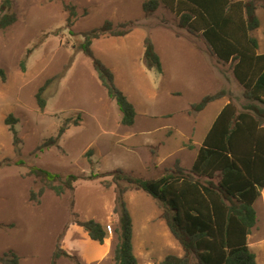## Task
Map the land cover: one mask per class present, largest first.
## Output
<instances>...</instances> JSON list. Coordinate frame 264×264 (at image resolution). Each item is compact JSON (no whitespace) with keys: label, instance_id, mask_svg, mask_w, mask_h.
<instances>
[{"label":"rangeland","instance_id":"374dc122","mask_svg":"<svg viewBox=\"0 0 264 264\" xmlns=\"http://www.w3.org/2000/svg\"><path fill=\"white\" fill-rule=\"evenodd\" d=\"M144 1L13 0L17 22L0 31V69L6 77L5 80L0 77V161L5 162L0 167V256L12 250L20 257V264H50L61 238L62 247L84 264H96L98 253L106 256L99 264H115L117 188L108 173L118 168L128 172V129L121 124L118 106L108 97L91 60L80 50L84 32L99 28L106 21L114 25L134 23L128 35L104 36L94 40L92 49L97 58L112 67L116 85L135 106L137 123L164 128L155 133L158 139L167 140V148L161 149L160 154L171 163L169 167L174 157L189 170L196 149L222 106L217 100L196 113L191 109L193 104L221 90L227 93L222 98L224 101H231L239 108L247 103L244 89L233 75L234 63L219 62L201 35L194 36L180 28V18L164 4L147 17L142 9ZM67 3L78 12L70 27L64 8ZM256 13L261 24L253 35L262 54L264 9L259 5ZM147 36L161 58L163 73L147 70L143 64L141 45L144 48ZM23 61L25 71L21 68ZM51 79L44 92L47 105L42 110L36 95ZM9 115L18 120L20 155L15 152L5 124ZM66 120H69L68 128L58 145L38 152L43 142L57 136ZM168 150L173 153L168 154ZM152 152L148 150L149 157ZM138 154L143 158V151ZM35 167L62 176L72 174L79 179L73 191L57 196L46 189L40 204H34L29 199L30 192H37L41 185L31 174ZM141 175L144 179L161 176L160 172H141ZM124 198L135 229L142 231V242L149 245L146 224L151 218H161L162 205L134 188ZM254 208L258 219L248 242L259 264H264V190ZM77 220L110 225V248L88 238L86 241ZM150 249L158 259L181 253L162 236L153 239ZM145 261L140 260L141 264ZM58 264L80 263L76 257H62Z\"/></svg>","mask_w":264,"mask_h":264},{"label":"trees","instance_id":"16d2710c","mask_svg":"<svg viewBox=\"0 0 264 264\" xmlns=\"http://www.w3.org/2000/svg\"><path fill=\"white\" fill-rule=\"evenodd\" d=\"M161 4L178 15L180 28L191 35H201L219 62L234 63L233 75L243 87L247 103L239 108L230 101L225 106L207 133L190 170L182 168L177 161L174 169L157 179L137 177L120 168L108 173L117 188L115 264H139L133 246V219L124 198L130 188L146 192L162 205L161 218L183 248L182 257L169 255L162 264H258L248 238L257 223L254 204L264 189V53L258 52L259 42L253 35L261 24L256 12L259 5L264 9V0H145L144 14L152 16ZM64 5L68 12L67 25L73 26L77 9L72 4ZM16 22L13 0H2L0 31ZM133 28L132 21L118 25L106 21L101 27L84 32L80 44V50L91 60L108 97L118 106L121 124L125 127H132L136 122L135 106L116 85L113 71L96 57L92 44L107 35L126 36ZM142 61L147 70L163 73L160 56L149 36L144 39ZM21 68L25 71L24 61ZM0 77L6 78L2 69ZM51 81L48 80L36 95L42 110L47 105L44 92ZM226 95L224 90L206 95L191 109L202 112ZM68 121L60 127L56 137L47 139L37 151L43 153L56 147L68 128ZM17 123L13 115L5 120L15 152L20 155L22 140ZM4 163L0 161V167ZM31 174L41 184L37 192H30L29 199L34 204H40L46 189L57 196L73 191L79 179L72 174L62 176L37 167L31 169ZM76 224L92 241L103 244L108 238L106 227L95 220H77ZM60 239L50 264H58L62 257L74 259L63 249ZM0 264H20V257L12 250L7 251L0 256Z\"/></svg>","mask_w":264,"mask_h":264},{"label":"crops","instance_id":"0c3cea01","mask_svg":"<svg viewBox=\"0 0 264 264\" xmlns=\"http://www.w3.org/2000/svg\"><path fill=\"white\" fill-rule=\"evenodd\" d=\"M141 46H142L141 49H142V53H143V50H144L143 44ZM109 68L112 70V67H109ZM113 73L115 75V81L117 83L116 74H115V72H113ZM174 94L171 92V95H174ZM218 101L222 103V106H221V109H220L219 113L215 117L214 121L216 120V118L218 117V115L221 113V111L225 108V106L230 102V101H224V99L218 100ZM214 121L212 122V124L214 123ZM212 124L208 128V130H207V132L205 134V137H206L207 133L209 132ZM127 129H128V133H127V138L126 139H127L128 144H129V148H128V154H129L128 157L129 158L127 160V169L126 170H128V172L133 173L134 175H137L138 174L137 176H139V177H142L143 176V175H141V172H145V173H147V172H160V174L162 176L167 170L174 169L175 164H176L177 161L179 162L180 166L182 168H184L181 165V161L179 160L178 157H177L178 160L173 157V159H175L176 161L174 160L173 163H172V166L169 167L168 165L171 164V163H169V161L167 162V160L163 157V155L160 154L161 149L162 150L163 149L165 150V148H167L166 147L167 146V142H166L167 140H160V139H158L157 134L155 132L156 131H161L164 128L159 127V126L157 127L156 125H147V124L140 125V124L137 123V117H136L135 124L132 127H127ZM205 137H204V139H205ZM204 139H203V141H204ZM203 141L200 143L198 149H196L197 150V155H198V151H199V149H200ZM152 149L154 150V153L152 152ZM155 149H157L156 151L159 150V152L158 153H155L156 152ZM148 150H150L152 152L150 154V157L147 154ZM139 151H143L144 152L143 158H141L140 155L138 154ZM162 152H164V151H162ZM168 152L169 153H173V150H168L167 153ZM197 155H196L195 159L193 160L190 168H188L189 170L192 168V166H193V164H194V162H195V160L197 158ZM263 190H262V192H263ZM262 192H261V197H262ZM99 223H101V222H99ZM146 225H147V227H149V229H148V237H150V239H149V241H150L149 242V245H147L144 242H142V240H143V236H142L143 233H142V231H138L137 229H135V225H134V222H133V246H134V253H135V255H136L137 259H138V263L139 264H141V262H140L141 258H143V259L146 260L144 264H156V262L159 263V264H162V262L165 259V257H162L160 259L155 258L153 256V250L150 249L151 243H152L153 239L156 236H162V237H164L168 241V245L170 247L175 248V250L181 251L180 255L177 256V257H182L184 255L183 248L181 247V245L179 244V242L171 234V232H170V230H169V228H168L167 223L165 222V220H163L162 218H151V219H149L147 221V224ZM84 233L85 234H82V235H85L86 236V241H88L87 238L89 239V241H92L88 237V235H87V233L85 231H84ZM110 239L111 238L108 237L104 241V243L102 245L103 248H110V241H111ZM92 242L99 243V242H96V241H92ZM177 243L180 246H178ZM64 250L69 255H71L72 257H76L78 259V261H79L80 264H84V262H83L82 259H80L76 255H74L70 251H67L66 249H64ZM80 254H81V256L84 255L82 253H80ZM98 256H99V259L96 261V264H99V262H101L103 260V257H106L105 254H101V253H98ZM84 258H86V256H84ZM256 260H257V263L259 264L258 258H256Z\"/></svg>","mask_w":264,"mask_h":264},{"label":"built area","instance_id":"2783aa9c","mask_svg":"<svg viewBox=\"0 0 264 264\" xmlns=\"http://www.w3.org/2000/svg\"><path fill=\"white\" fill-rule=\"evenodd\" d=\"M106 229H107L108 233L112 232V227L110 225H107Z\"/></svg>","mask_w":264,"mask_h":264}]
</instances>
